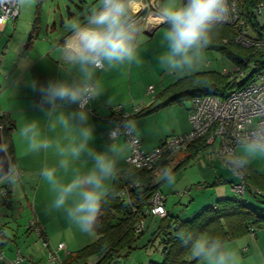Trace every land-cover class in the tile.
Wrapping results in <instances>:
<instances>
[{"label":"clouds","instance_id":"clouds-1","mask_svg":"<svg viewBox=\"0 0 264 264\" xmlns=\"http://www.w3.org/2000/svg\"><path fill=\"white\" fill-rule=\"evenodd\" d=\"M33 0H15L20 7L30 6ZM235 5L232 0H183L179 5L169 4L161 8L159 21L168 25L161 43L166 51L158 57L162 67L176 75L197 71L204 61V50L212 42L219 24L229 19ZM136 0H99L86 22L66 19L64 28L70 33L63 48V78L41 83L27 80L26 86L40 96L38 107L44 112L48 132L57 128L64 133L66 144L50 137L42 129L40 119H30L19 129L18 136L25 145V154L47 153L49 149L60 157L56 166H45L41 176L54 193L50 210L65 215L70 224L81 232H90L101 212L103 203L113 191L109 185L116 173L117 164L127 158L134 145L121 144L110 133L112 141L105 151L92 146L94 126L89 124L91 102L103 95L98 71H105L141 63L140 28L134 19ZM74 70V71H73ZM77 107L71 111L70 106ZM125 133H135L131 120L123 122ZM75 133L76 135H73ZM87 156L92 167L87 172L71 169V164ZM264 158V122L252 128L246 139L233 151L227 166L233 174L242 175L251 162ZM70 171L67 182L58 175ZM162 178L175 183L171 169H164ZM20 173L15 166L8 167L0 175V181L15 186ZM5 192L0 188V196ZM189 248L192 259L205 264H242L239 252L227 246L219 236L207 233L199 235L181 231L177 234Z\"/></svg>","mask_w":264,"mask_h":264},{"label":"crops","instance_id":"crops-1","mask_svg":"<svg viewBox=\"0 0 264 264\" xmlns=\"http://www.w3.org/2000/svg\"><path fill=\"white\" fill-rule=\"evenodd\" d=\"M40 6L41 3H38L34 18L23 19L20 12L17 19L8 22L4 30L0 31V115L5 114L14 122L12 131L14 159L15 164L22 173L17 185L12 186L11 189L9 187L12 191V198L8 200L6 205L0 207V228L6 238L5 241H7L4 246H1L3 240L1 241L0 250L4 251L11 241H14L17 247V249L11 247V250L6 251L8 255L5 256V261L1 264L11 263L18 251H21L24 256L33 255L31 252L26 251L28 244H25V247L22 248L17 244V240L8 234V230H10L14 233L13 237L16 238L21 231L20 224L15 219L12 220L16 223L9 221L10 216H14V214H9L8 211V208L17 206L15 208V215H17L20 208L22 209L23 201L13 197L19 191L22 195L23 192L30 195V191H32L31 194L35 199H42L43 209L40 211L39 209L34 210V217L27 222L26 230L29 229L30 221L35 219L45 232L46 240L44 241L32 229L28 233L30 235L28 241L32 239V233H34L35 238H40L43 245L50 251L58 247L60 243H65L66 249L59 252L62 262L58 264L63 263L68 253L79 250L98 238L94 228L87 233L81 232L75 225L67 221L64 214L50 210L54 193L40 173L45 166H56L60 157L55 155L52 149H49L47 153L42 150L39 153L25 154V145L18 136L20 127L26 121L40 119L42 129L47 135L59 139L62 145L67 143L61 129L57 128L55 133L47 131L44 112L38 107L40 96L27 87L25 83L30 79L47 83L50 79H60L64 75L60 70L64 67L63 48L70 35L64 28L66 18L61 15V23L57 21V15L55 14L44 18V15L40 14ZM70 12L71 16L68 19L76 18L82 23L86 22L87 17L83 15L74 16L75 14L72 11ZM157 18L156 13H153L152 10H146L142 11V15L135 20L140 28V38L142 40L139 50L141 57L139 65L134 63L131 66L97 72V78L101 81L104 91L99 100L91 102L90 107L92 108H88V123L94 126L92 146L97 151H105L112 142L110 140V131L114 126L112 115L119 105L123 106L122 112L125 115H131L139 109L151 105L160 92L179 78L205 71L204 68L200 70L204 66L202 64L197 71L176 75L160 65L158 57L166 51L161 40L168 25L159 22ZM152 85L154 89L150 90ZM76 107V105H72L67 110L71 111ZM190 108L191 104L175 103L146 117L132 119L131 121L135 124V133L142 141L143 148L148 151L152 150L172 134H183L191 131ZM73 135L76 134L73 133ZM117 137L121 144L129 143L124 135ZM130 154L131 150L128 151L127 158L117 164V172L129 167L127 159ZM262 159L264 160V158ZM262 159L253 160L250 166L264 174V161ZM70 167L71 169H78L82 173L87 172L92 167V161L87 156H82L79 161L74 162ZM58 175L64 182H67L71 179L72 173L70 171L65 175L63 170H60ZM113 181L114 178L108 182L111 188L113 187ZM6 187L8 186L6 185ZM223 189L222 186L215 188L219 198L228 197ZM160 190L162 191V188ZM28 191L29 193H27ZM215 201L212 203H215ZM18 203H21V207L18 206ZM204 206L201 204L200 209ZM166 208L174 214L172 210ZM2 210H6V212H2ZM150 219L148 218L145 222L149 229L150 225L156 224L154 219H152L151 224H148ZM34 241L36 244L37 240ZM225 244L239 252L242 264H264V229H258L256 232ZM156 250L160 251V248L156 246ZM196 264H205V262L200 260Z\"/></svg>","mask_w":264,"mask_h":264},{"label":"trees","instance_id":"trees-1","mask_svg":"<svg viewBox=\"0 0 264 264\" xmlns=\"http://www.w3.org/2000/svg\"><path fill=\"white\" fill-rule=\"evenodd\" d=\"M259 1H244L245 17L253 26H257V22L252 12ZM238 30L239 28L235 25L219 24L216 35L206 49H220L234 66L239 68L238 72L245 73L246 70L252 68L247 77L239 81L237 79L229 80L227 75L214 70L199 71L181 77L167 86L157 95L156 100L151 105L127 116L114 111L112 119L119 121L120 125L123 126L125 120L146 117L175 103L185 105L186 101L192 100L196 96L218 95L225 97L230 91L250 84L264 70V50L254 51L236 45L234 38ZM0 125L3 128L4 145L12 163L15 164L12 137L14 122L9 116L3 114L0 115ZM208 137L209 135L199 137L187 146L184 151L185 156L176 167L171 169L172 174L189 165L210 145L207 142ZM162 164L166 166V169L171 168L169 162L163 161ZM242 178L246 183L244 196L233 191L235 192L234 196L218 198L215 203L205 205L194 217L181 219L180 216L174 215L168 210L164 217L145 214L150 198L161 189L164 182H156L155 171L130 166L120 170L114 177L113 191L103 203L93 227L98 238L83 248L68 253L62 264H73L76 261L95 256H99V260L95 264H113L122 257L130 256L136 249L156 245V243L160 248L162 260L151 261L148 264H196L200 260L191 258L189 248L177 236L179 232H193L196 235L207 233L212 236H219L225 243H228L256 232L258 229H264V174L249 165L243 172L241 180ZM136 183L139 185L135 186ZM224 183L235 184L220 177L212 185L220 186ZM129 184L133 185L130 202L120 195L124 187ZM0 188L6 191L5 195L0 196V207H2L12 197L9 198V195L11 196L9 187L2 184ZM148 218H157L158 223L149 241L141 245L139 242L148 227L137 232V225L142 220L146 222ZM32 229L29 226L28 231ZM2 237L1 246H4L7 241H5L4 235ZM40 237L44 241L46 240L43 229H41Z\"/></svg>","mask_w":264,"mask_h":264},{"label":"built area","instance_id":"built-area-1","mask_svg":"<svg viewBox=\"0 0 264 264\" xmlns=\"http://www.w3.org/2000/svg\"><path fill=\"white\" fill-rule=\"evenodd\" d=\"M244 1L232 0L235 5L234 11L229 19L221 24L235 25L239 28L234 38L237 45L254 51L264 50V0H260L253 8L252 13L257 26H253L246 19ZM146 8L156 13L159 21L161 8L158 0H145V2L142 0L141 6L133 14L134 19H138ZM19 15L20 6L15 3V0H0V31L4 30L7 23L17 19ZM234 67L237 68L236 72L239 71L238 67ZM232 72L226 71L225 74L230 75ZM231 75H233V80L237 79L235 72ZM240 75H244V72H241ZM153 89L154 86H150V90ZM90 105L91 103L88 108H92ZM122 110L123 106L119 105L116 108V113H123ZM190 120L192 124L191 131L183 134H172L166 137L159 146L149 151L143 148L142 141L136 133L131 136L127 135L124 127L117 120H113L114 126L110 133L112 132L115 136L124 135L128 142L134 145L127 160L130 167L137 169L156 171L163 165V161L171 162L176 154L185 150L191 142L205 135H209L207 140L209 144H214L217 140L220 141L219 154L221 157L226 158V156L237 150L240 141L247 138L253 127L264 122V70L250 84L230 91L225 97L218 95L194 97L191 100ZM12 166L18 169L21 177L22 173L19 167L16 164H12ZM138 185L139 183H136L135 186ZM132 187V184L126 185L120 193L129 202ZM232 190L244 196L246 192L244 179L242 178L241 182L234 184ZM166 200L161 191L155 192L149 200L145 214L164 217L167 214ZM29 226L38 235L41 234L42 228L36 223L35 219L30 221ZM144 226L145 221H140L137 225V232L143 231ZM3 234L0 228V235ZM64 249H66L65 243H60L56 249L50 251L52 262L59 263L62 261L59 252ZM4 260L5 253L0 250V261L3 262ZM23 260L24 256H22L21 251H18L16 259L9 264H19ZM113 264L118 263L114 262Z\"/></svg>","mask_w":264,"mask_h":264},{"label":"rangeland","instance_id":"rangeland-1","mask_svg":"<svg viewBox=\"0 0 264 264\" xmlns=\"http://www.w3.org/2000/svg\"><path fill=\"white\" fill-rule=\"evenodd\" d=\"M143 1L145 2V0ZM158 1L161 5L160 8L168 6L169 4L179 5L183 2V0ZM141 2L142 0H136V11L141 6ZM38 3H41L40 14L44 15V18L55 14L57 15V21L61 23V15L68 19L69 16H71L70 11L75 14L74 16L83 15L84 17H88L92 10L98 6L99 0H33L30 6H26L23 8L20 7L21 18H34ZM146 10L149 11L151 9L146 8L144 11ZM202 64L204 66L201 67L200 70H203L202 68H204L205 70H214L222 73L223 75L226 71L232 72L233 70L231 74H234L235 72L238 81L247 77V75H249L252 70V68H249L248 70H246L244 75H240L241 72H236L235 70L237 68L235 69L234 64L225 56V54L220 49L217 48H209L204 50V61ZM231 74H227L229 80H233V75ZM186 104H191V100L186 101ZM219 148L220 141L217 140L214 144H210L207 148H205L196 157V159L192 160L190 164L185 168L174 172L173 175L176 178L174 184H170L167 179L162 178V172L164 169H166V167H164L165 165L160 166V168L155 171L156 182L164 181L161 185L163 191H161V193H163L167 199L166 207L172 210L174 212V215L180 216L181 219H190L200 212L201 204L210 205L214 200H217L219 198L215 190L217 186H213L212 184L216 179L220 177L227 179L235 184L241 182V175L233 174L227 166V160L229 159L230 155L226 156V158L221 157L219 154ZM184 156L185 153L182 151L176 154L175 158L171 162H169L172 169L176 167V165ZM260 159L262 158H259V160ZM0 184H3V182L0 181ZM220 186L224 188L223 190H225L226 195H235V192H233L231 189V187L233 186L232 183H224ZM20 193L21 191H19L18 193L16 192L13 197L14 199H20V201H23L22 209L20 208L17 215H15V208L17 206L8 208V211L9 214H14V216L9 215L11 217L9 218V221L11 223H16L15 221H17L20 224L19 228L21 231L16 238L13 237L14 233H12L10 230H8V234L10 235V237L17 240V244L20 247L24 248L25 244H28L26 247L27 250H25L27 252H31L33 255H25V257L22 254L25 259L19 264H58L57 262H52V260L50 259V250L43 245V242L42 240H40V238H35L36 236H34V233H32V239L28 241V237H30V235L28 234L29 231L26 230L27 222L30 218L34 217V210L39 209L40 211L43 209V205L41 203L42 199H35V197L31 194L32 191H30V195L25 194V192H23V195ZM27 193H29V191ZM247 195L249 194L247 193ZM11 197L12 191L11 196L9 195V198ZM29 203H31L32 205H29ZM20 205L21 203H18L19 207H21ZM2 212H6V210H2ZM12 219H15V221H13ZM157 220V218L154 219V221H156V224L150 225V229L149 227L147 228V226H144V228H147V230L142 236L139 244L143 245L144 243H147L149 241L153 230L157 226ZM151 223L152 219L148 221V224ZM35 239L37 240L36 244L34 241ZM2 240L3 237L0 235V243ZM156 246L157 245H150L148 247L136 249L130 256L122 257L121 261L117 260V263L148 264L151 261H160L162 260V255L160 251L156 250ZM11 247L17 249L16 243H14V241H11L10 245L4 249L5 256L8 255L6 251L8 252L9 250H11ZM15 259L16 256L11 260V262ZM98 260L99 256H95L89 259L76 261L73 264H95Z\"/></svg>","mask_w":264,"mask_h":264},{"label":"water","instance_id":"water-1","mask_svg":"<svg viewBox=\"0 0 264 264\" xmlns=\"http://www.w3.org/2000/svg\"><path fill=\"white\" fill-rule=\"evenodd\" d=\"M11 157L4 145L3 128L0 125V175L7 171L8 167L12 166Z\"/></svg>","mask_w":264,"mask_h":264},{"label":"bare ground","instance_id":"bare-ground-1","mask_svg":"<svg viewBox=\"0 0 264 264\" xmlns=\"http://www.w3.org/2000/svg\"><path fill=\"white\" fill-rule=\"evenodd\" d=\"M231 189H232V187H231Z\"/></svg>","mask_w":264,"mask_h":264}]
</instances>
